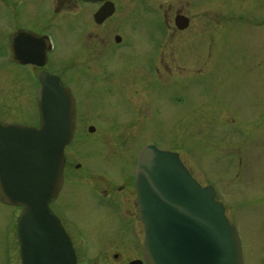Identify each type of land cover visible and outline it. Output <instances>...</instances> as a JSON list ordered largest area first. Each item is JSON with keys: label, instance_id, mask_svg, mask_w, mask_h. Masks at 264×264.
Wrapping results in <instances>:
<instances>
[{"label": "rangeland", "instance_id": "374dc122", "mask_svg": "<svg viewBox=\"0 0 264 264\" xmlns=\"http://www.w3.org/2000/svg\"><path fill=\"white\" fill-rule=\"evenodd\" d=\"M147 5L140 4L133 12H159L160 23L165 12L169 18L179 11L191 18L188 30L175 34V42L203 45V67L200 72L194 68L175 72L172 83L161 78L159 97L144 84L147 90L138 95L129 92L122 96L117 91L104 96L101 103L93 102L104 110L107 122L124 127L113 131L100 127L99 134L86 143L85 134L79 132L67 150L68 158L100 169L108 178L120 179V172L132 170L131 163L146 142L178 150L197 181L212 186L217 200L225 206L242 240L244 264H264V0H150ZM150 28L144 20L130 15L123 26L128 34L129 30ZM65 42L72 44L70 35ZM140 47L147 44L140 41ZM69 53L62 48L58 55L67 58ZM141 59L147 62L145 57ZM9 68V62L0 59V121L29 125L36 120L33 101L10 93ZM169 85H174L175 96ZM178 94L190 96L187 105L176 100ZM143 105L147 118L138 117ZM102 157L109 158L108 168L103 162L98 165ZM86 189L80 173L70 177L59 202L53 205L55 212L63 211L62 206L73 199L84 202ZM69 211L73 220L86 222L76 227L85 237L116 233L113 228L118 225H93L86 207L79 218L76 208ZM20 212L19 206L0 201V264H19Z\"/></svg>", "mask_w": 264, "mask_h": 264}, {"label": "flooded vegetation", "instance_id": "af4514ba", "mask_svg": "<svg viewBox=\"0 0 264 264\" xmlns=\"http://www.w3.org/2000/svg\"><path fill=\"white\" fill-rule=\"evenodd\" d=\"M149 2L0 0V59H6L10 64V93L16 98L33 101L36 120L29 125H40L42 77L50 80L48 84L53 90L57 84L67 87L74 98L75 134L65 149L62 188L50 206L70 237L76 264H148L144 257V228L138 218L135 168L141 149L155 143L146 142L140 147L131 163L132 170L120 172V179L108 178L100 169L87 167L84 160H91L90 157L82 156L84 164L82 161L69 160L67 150L77 140L79 132L85 134L86 140L83 141L86 143L90 142L92 135L99 134L100 127H104L105 131L124 127L114 121L107 122L104 110H99L93 102L101 103L104 96H113L117 91L122 96L129 95V92L138 95L147 90L144 84L159 97L160 88L157 85L161 78L172 83L176 77L175 72L191 68L200 72V67H203V45L175 42V34L188 30L191 18L188 17L187 28L179 29L176 18L184 15L180 11L172 18L168 17L167 12L163 13V23H160L159 12L144 15L133 12L140 4L149 7ZM111 7L113 13L100 16L97 21L96 15ZM127 15L144 20L151 28L144 32L129 30L128 34L123 29ZM67 35L71 36L72 44L67 45L65 42ZM140 41H144L147 47H140ZM62 48L70 50L67 58L58 55ZM193 55L195 61L192 60ZM141 57H145L147 62H143ZM176 67L178 71H174ZM168 89L175 96L174 85H169ZM176 100L187 105L190 96L178 94ZM144 110L143 105L139 110V118H147ZM102 140L105 144L106 139ZM178 154L182 159L181 154ZM99 161L98 165L103 162L105 168L110 166L107 157ZM78 173L86 182V200L81 202L80 198L73 199L70 204L62 206L63 211L55 212L53 205L59 202L67 180L76 177ZM70 207L76 208L75 215L78 218L84 208H88L93 216V225H118L113 228L116 233L111 237L83 236L76 227L86 222L81 218L78 222L73 220L68 215L71 211L67 213ZM94 211L95 214L92 213ZM18 263L21 264L19 241Z\"/></svg>", "mask_w": 264, "mask_h": 264}, {"label": "water", "instance_id": "95a60500", "mask_svg": "<svg viewBox=\"0 0 264 264\" xmlns=\"http://www.w3.org/2000/svg\"><path fill=\"white\" fill-rule=\"evenodd\" d=\"M105 9L97 21L113 13ZM176 23L185 29L189 18L179 15ZM49 81L41 79L39 126L0 121V200L22 207V264H76L70 237L50 208L63 185L75 104L67 87L57 84L53 90ZM135 187L148 264H243L240 234L214 188L202 186L177 152L154 144L142 148Z\"/></svg>", "mask_w": 264, "mask_h": 264}]
</instances>
